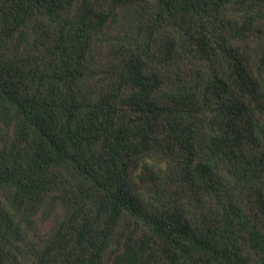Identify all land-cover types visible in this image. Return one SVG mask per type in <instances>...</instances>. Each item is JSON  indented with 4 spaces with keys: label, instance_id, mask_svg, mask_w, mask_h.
<instances>
[{
    "label": "trees",
    "instance_id": "16d2710c",
    "mask_svg": "<svg viewBox=\"0 0 264 264\" xmlns=\"http://www.w3.org/2000/svg\"><path fill=\"white\" fill-rule=\"evenodd\" d=\"M0 264H264V0H0Z\"/></svg>",
    "mask_w": 264,
    "mask_h": 264
}]
</instances>
